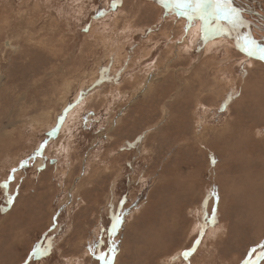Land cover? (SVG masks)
Instances as JSON below:
<instances>
[{
  "label": "rangeland",
  "instance_id": "obj_1",
  "mask_svg": "<svg viewBox=\"0 0 264 264\" xmlns=\"http://www.w3.org/2000/svg\"><path fill=\"white\" fill-rule=\"evenodd\" d=\"M150 3L0 0V264H264V60Z\"/></svg>",
  "mask_w": 264,
  "mask_h": 264
},
{
  "label": "snow or ice",
  "instance_id": "obj_2",
  "mask_svg": "<svg viewBox=\"0 0 264 264\" xmlns=\"http://www.w3.org/2000/svg\"><path fill=\"white\" fill-rule=\"evenodd\" d=\"M161 3H173L176 7L181 10L191 9V12L183 11V14L188 15L189 19H194L199 17L204 24L202 25V33L203 39L207 40L209 38V29L208 24L211 18L215 17L216 19L230 20L232 23H239L242 19L240 14V9L233 7L232 0H160ZM241 50L246 53L248 56H258L260 60H264V47L259 46L254 39H245L243 45L241 46ZM44 144L36 150L37 154H42V150L44 148ZM213 163H215V159L213 158ZM27 164V161H21V167ZM16 169H13L14 173ZM14 177L9 176V180ZM7 183V181L5 182ZM216 201L218 203L219 196L216 194ZM9 203H12L14 197L9 196ZM205 208L207 204L205 203ZM124 216L122 213H113V220L111 221L110 232L108 233L111 236H114L120 229L121 225L124 223ZM217 222L215 207L213 208L212 214L209 216L207 212H205V220L200 225V229L198 232V237L196 239L195 244H199L200 238L203 236L205 229L210 224H215ZM104 236L101 235L96 243L99 245L104 244ZM195 244L186 248L180 255H182L186 260L191 256L193 252L196 251ZM51 245L48 247L43 246H34L32 252L30 254V259L38 256L45 255L50 250ZM89 249L92 254L96 257L100 264H113L116 255V246L115 241L110 243L107 248L104 250H98L93 245H89ZM256 249L253 248L249 253V258ZM261 256H264V252L260 253Z\"/></svg>",
  "mask_w": 264,
  "mask_h": 264
},
{
  "label": "bare ground",
  "instance_id": "obj_3",
  "mask_svg": "<svg viewBox=\"0 0 264 264\" xmlns=\"http://www.w3.org/2000/svg\"><path fill=\"white\" fill-rule=\"evenodd\" d=\"M143 1V0H142ZM153 1V3H150L154 6V8H156L157 10H160L161 7L160 5H165L167 8L170 9V11L172 10L174 13V11L182 14L183 17L185 18H181L182 24H185L186 22L190 21L188 20L189 17L188 15L183 14V11H187V12H191V9H186V10H181L180 8L176 7L175 4L172 3L169 4H165V3H161L160 0H150ZM160 4V5H159ZM232 4L233 7L240 9V14L242 19L240 20L239 23H232L230 20H223V19H216L215 17L211 18V20L215 21V22H224L227 26V28L230 30L231 34L233 35V39L235 40L236 43H240L241 45H243L245 39H254L256 41V43L261 46L264 47V0H232ZM177 13V14H178ZM157 17V16H156ZM188 20V21H187ZM200 20L199 17L194 18L193 20L190 21L191 24H193L192 26H194V28H192L193 33L195 34V32H197L198 27L200 26ZM224 24V25H225ZM178 26V25H177ZM225 26V27H226ZM181 28V27H180ZM182 29V28H181ZM190 30V29H188ZM186 30V31H188ZM183 31V30H182ZM164 32V31H163ZM187 33V32H186ZM185 34V33H184ZM192 34V31L190 33V35ZM197 34V33H196ZM192 36V35H191ZM194 38V37H193ZM197 38V37H196ZM195 38V39H196ZM190 39V38H189ZM222 39V38H220ZM219 39V41H221ZM192 40V39H191ZM194 41V39L192 40ZM191 41V42H192ZM211 41V40H210ZM217 41V40H216ZM216 41H213L211 43H217ZM7 42V41H6ZM185 42V41H184ZM223 42V41H222ZM189 43V42H188ZM210 43V44H211ZM219 43V42H218ZM217 43V44H218ZM227 44V43H226ZM230 44V43H229ZM9 45V43L7 44ZM186 45V43H185ZM184 45V46H185ZM188 45V44H187ZM192 45V44H191ZM209 45V44H208ZM219 45V44H218ZM212 47V46H211ZM229 47V46H228ZM191 48V47H190ZM184 49V48H183ZM186 49V47H185ZM189 49V47H188ZM208 49V48H207ZM231 49V48H230ZM229 49V50H230ZM177 50V49H176ZM180 50V48L178 49ZM187 50V49H186ZM174 52V51H173ZM206 52V51H205ZM209 52V51H208ZM227 52V51H226ZM231 52V50L229 51ZM228 52V53H229ZM174 54H176L174 52ZM229 56V55H228ZM177 57V56H176ZM254 57V56H253ZM231 58V56H230ZM255 58V57H254ZM256 59H259L258 56ZM250 65L254 64L255 62L250 60L248 62ZM249 65V66H250ZM169 68V67H168ZM166 71V70H165ZM152 77V76H150ZM149 77V78H150ZM152 79V78H151ZM151 79L146 81L145 85L148 86L149 82H151ZM246 79V78H245ZM248 79V78H247ZM67 82V79H64ZM63 80V81H64ZM241 81V80H240ZM148 82V84H147ZM245 82V81H244ZM264 83V82H263ZM139 84V83H138ZM65 85V84H64ZM63 85V86H64ZM246 85V84H245ZM244 85V86H245ZM239 86V85H238ZM67 87V86H66ZM64 88V87H63ZM74 111L71 110L70 114L68 115V118L71 119L72 112ZM75 112V111H74ZM254 113V112H253ZM74 117V116H73ZM41 123V122H40ZM47 124V123H46ZM45 125V124H44ZM228 157V156H227ZM157 219V218H156ZM157 230V229H156ZM151 233V232H150ZM159 236V235H158ZM220 237V236H219Z\"/></svg>",
  "mask_w": 264,
  "mask_h": 264
},
{
  "label": "water",
  "instance_id": "obj_4",
  "mask_svg": "<svg viewBox=\"0 0 264 264\" xmlns=\"http://www.w3.org/2000/svg\"><path fill=\"white\" fill-rule=\"evenodd\" d=\"M169 4L172 5V3H169ZM53 161H54V158H52V159L49 160V162H53Z\"/></svg>",
  "mask_w": 264,
  "mask_h": 264
}]
</instances>
